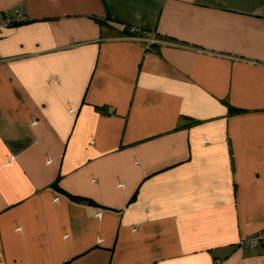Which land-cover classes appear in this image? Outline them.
Masks as SVG:
<instances>
[{
    "label": "crops",
    "instance_id": "1",
    "mask_svg": "<svg viewBox=\"0 0 264 264\" xmlns=\"http://www.w3.org/2000/svg\"><path fill=\"white\" fill-rule=\"evenodd\" d=\"M20 7L0 264H264L239 247L264 231V0H0V20Z\"/></svg>",
    "mask_w": 264,
    "mask_h": 264
},
{
    "label": "built area",
    "instance_id": "2",
    "mask_svg": "<svg viewBox=\"0 0 264 264\" xmlns=\"http://www.w3.org/2000/svg\"><path fill=\"white\" fill-rule=\"evenodd\" d=\"M28 21H29V17L27 15L25 8L23 7L17 8L13 13L5 15L0 20V33L4 29L25 24ZM135 34H141V31L138 28L131 27L129 31V36L131 37ZM261 246L264 247V231L250 235L239 243V247L247 248L250 250H256Z\"/></svg>",
    "mask_w": 264,
    "mask_h": 264
},
{
    "label": "trees",
    "instance_id": "3",
    "mask_svg": "<svg viewBox=\"0 0 264 264\" xmlns=\"http://www.w3.org/2000/svg\"><path fill=\"white\" fill-rule=\"evenodd\" d=\"M101 24H103V22L101 21L100 22ZM127 29V34H129V31H130V28H126ZM131 37H134V38H142L144 37V34H135ZM240 110H237V109H234V108H231V113L233 114H236V113H239ZM69 196L71 197V199L75 200V201H84V202H87V203H92V204H95L94 201L90 200V199H87V198H81V197H77V196H74V195H71L69 194Z\"/></svg>",
    "mask_w": 264,
    "mask_h": 264
}]
</instances>
